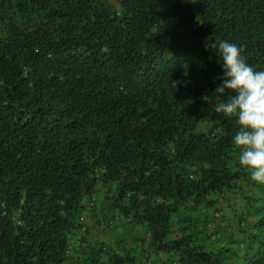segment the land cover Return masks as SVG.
I'll use <instances>...</instances> for the list:
<instances>
[{"label":"trees","instance_id":"16d2710c","mask_svg":"<svg viewBox=\"0 0 264 264\" xmlns=\"http://www.w3.org/2000/svg\"><path fill=\"white\" fill-rule=\"evenodd\" d=\"M116 2L0 0V264H66L100 185L149 242L89 245L84 264H226L187 227L169 236L249 180L236 117L215 111L230 99L217 41L264 70V0ZM253 219L242 260L264 264Z\"/></svg>","mask_w":264,"mask_h":264},{"label":"rangeland","instance_id":"374dc122","mask_svg":"<svg viewBox=\"0 0 264 264\" xmlns=\"http://www.w3.org/2000/svg\"><path fill=\"white\" fill-rule=\"evenodd\" d=\"M110 1L117 5L116 0ZM200 128L208 130L210 125L204 122L200 124ZM247 173L249 180H245L241 187H235L225 194L214 195L216 202L213 207H204L194 212L180 211L175 217L169 237H178L183 228L187 227V231L198 233V242L204 247L214 251L221 250L226 264H243L247 247L246 235L256 220L253 219L255 214L260 215L261 209H264V192L259 191L262 184L251 179L250 170L247 169ZM106 193L107 189L100 185L95 204H87L79 219L80 228L76 232V236L82 238V245L74 247L66 264H84L85 247L102 242L126 253H136L142 246H147L149 238L145 236V230L124 218L118 210L112 209L111 199L106 197ZM171 259L174 263L175 258ZM156 261L168 264L171 260L168 254L160 253L147 263L153 264Z\"/></svg>","mask_w":264,"mask_h":264},{"label":"clouds","instance_id":"9594fccd","mask_svg":"<svg viewBox=\"0 0 264 264\" xmlns=\"http://www.w3.org/2000/svg\"><path fill=\"white\" fill-rule=\"evenodd\" d=\"M217 53L223 60L224 79L215 93L228 91L230 99L217 104L215 111L236 117L239 127L233 143L239 150L238 163L250 170L253 181L264 184V70H255L241 47L227 40L217 41Z\"/></svg>","mask_w":264,"mask_h":264},{"label":"built area","instance_id":"2783aa9c","mask_svg":"<svg viewBox=\"0 0 264 264\" xmlns=\"http://www.w3.org/2000/svg\"><path fill=\"white\" fill-rule=\"evenodd\" d=\"M94 201L95 199L92 200V202H90L91 205H94ZM68 249H67V255L70 256L74 247L76 245L81 246L82 245V238L80 236H75L74 238H70L68 240Z\"/></svg>","mask_w":264,"mask_h":264},{"label":"crops","instance_id":"0c3cea01","mask_svg":"<svg viewBox=\"0 0 264 264\" xmlns=\"http://www.w3.org/2000/svg\"><path fill=\"white\" fill-rule=\"evenodd\" d=\"M242 184H243V182L239 180V185H242ZM259 191L262 192V193L264 192V184H262V187H260V190ZM260 215H264V211L261 212ZM260 215H256V217H260Z\"/></svg>","mask_w":264,"mask_h":264}]
</instances>
